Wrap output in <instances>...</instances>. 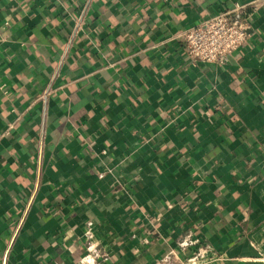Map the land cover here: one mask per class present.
Instances as JSON below:
<instances>
[{
	"label": "crops",
	"instance_id": "crops-1",
	"mask_svg": "<svg viewBox=\"0 0 264 264\" xmlns=\"http://www.w3.org/2000/svg\"><path fill=\"white\" fill-rule=\"evenodd\" d=\"M238 6L244 45L192 63L182 33ZM87 221L98 264L187 235L264 264V0H0V264H77Z\"/></svg>",
	"mask_w": 264,
	"mask_h": 264
},
{
	"label": "built area",
	"instance_id": "built-area-1",
	"mask_svg": "<svg viewBox=\"0 0 264 264\" xmlns=\"http://www.w3.org/2000/svg\"><path fill=\"white\" fill-rule=\"evenodd\" d=\"M85 16L80 12L74 19L73 32L84 24ZM248 13L244 7L232 10H216L209 17L188 27L182 33L183 52L192 63H226L233 53L239 50L250 36ZM92 221H87L85 232L86 252L78 259L77 264H98L99 259H107L105 249L94 243L95 231ZM179 241V249L171 251L154 264H187L197 257H204L210 250L208 243L199 244V239L191 237ZM196 244L190 255H186L188 246ZM211 263V262H210Z\"/></svg>",
	"mask_w": 264,
	"mask_h": 264
},
{
	"label": "rangeland",
	"instance_id": "rangeland-1",
	"mask_svg": "<svg viewBox=\"0 0 264 264\" xmlns=\"http://www.w3.org/2000/svg\"><path fill=\"white\" fill-rule=\"evenodd\" d=\"M187 264H210V259H208L207 254L204 257H197L193 261L187 262Z\"/></svg>",
	"mask_w": 264,
	"mask_h": 264
}]
</instances>
